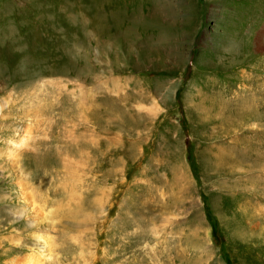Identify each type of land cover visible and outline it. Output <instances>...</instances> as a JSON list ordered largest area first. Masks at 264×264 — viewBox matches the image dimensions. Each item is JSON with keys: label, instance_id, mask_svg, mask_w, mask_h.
Here are the masks:
<instances>
[{"label": "rangeland", "instance_id": "374dc122", "mask_svg": "<svg viewBox=\"0 0 264 264\" xmlns=\"http://www.w3.org/2000/svg\"><path fill=\"white\" fill-rule=\"evenodd\" d=\"M42 253L264 264V0H0V264Z\"/></svg>", "mask_w": 264, "mask_h": 264}, {"label": "bare ground", "instance_id": "6f19581e", "mask_svg": "<svg viewBox=\"0 0 264 264\" xmlns=\"http://www.w3.org/2000/svg\"><path fill=\"white\" fill-rule=\"evenodd\" d=\"M28 202H30L31 204H36V200H35V198L33 197V196H30V199H29V201ZM38 206V205H37ZM38 208V207H37ZM40 210V209H39ZM43 216H44V219L45 220H49V219H51L52 220V212L51 213H43ZM47 238H48V236H47ZM50 238V237H49ZM49 240V239H48ZM37 245H43V247H47V249L50 247L49 245H48V243H47V241L45 240V237H43V236H40V234L38 235V238H37ZM52 244V243H51ZM53 247H54V245H53ZM41 248V247H40ZM50 249H51V247H50ZM49 251V250H48ZM44 252H45V248H44ZM50 252H48V254H49ZM42 255L43 256H35L34 254H31V255H29L27 258H25L22 262H19V263H17V264H41V259L44 261V259H43V257L45 258V257H47L48 255H45V254H43L42 253ZM48 259V258H47ZM14 264H16V263H14Z\"/></svg>", "mask_w": 264, "mask_h": 264}]
</instances>
